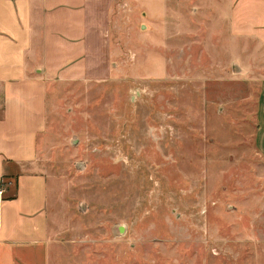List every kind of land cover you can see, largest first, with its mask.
Instances as JSON below:
<instances>
[{"label":"rangeland","instance_id":"rangeland-1","mask_svg":"<svg viewBox=\"0 0 264 264\" xmlns=\"http://www.w3.org/2000/svg\"><path fill=\"white\" fill-rule=\"evenodd\" d=\"M100 1V54L47 87L48 264H264L259 10Z\"/></svg>","mask_w":264,"mask_h":264},{"label":"crops","instance_id":"crops-1","mask_svg":"<svg viewBox=\"0 0 264 264\" xmlns=\"http://www.w3.org/2000/svg\"><path fill=\"white\" fill-rule=\"evenodd\" d=\"M100 2L0 0V180L10 177L14 184L13 199L0 198V264H48L52 199L47 177L36 171L47 87L69 69L85 72L91 40L100 54L93 16ZM250 7L259 10L251 14L252 27L264 45V0H236V27L242 25L240 11ZM257 123L254 139L264 158V79Z\"/></svg>","mask_w":264,"mask_h":264},{"label":"trees","instance_id":"trees-1","mask_svg":"<svg viewBox=\"0 0 264 264\" xmlns=\"http://www.w3.org/2000/svg\"><path fill=\"white\" fill-rule=\"evenodd\" d=\"M8 179L11 178L3 176L0 180V188L2 189V193L0 195L1 200H11L14 197V184L11 186L10 182L7 181Z\"/></svg>","mask_w":264,"mask_h":264},{"label":"built area","instance_id":"built-area-1","mask_svg":"<svg viewBox=\"0 0 264 264\" xmlns=\"http://www.w3.org/2000/svg\"><path fill=\"white\" fill-rule=\"evenodd\" d=\"M1 193H2V189L0 188V195H1Z\"/></svg>","mask_w":264,"mask_h":264},{"label":"water","instance_id":"water-1","mask_svg":"<svg viewBox=\"0 0 264 264\" xmlns=\"http://www.w3.org/2000/svg\"><path fill=\"white\" fill-rule=\"evenodd\" d=\"M142 29V28H141Z\"/></svg>","mask_w":264,"mask_h":264}]
</instances>
